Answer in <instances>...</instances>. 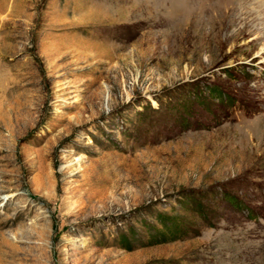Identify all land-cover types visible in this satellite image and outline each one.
Masks as SVG:
<instances>
[{
    "label": "rangeland",
    "instance_id": "rangeland-1",
    "mask_svg": "<svg viewBox=\"0 0 264 264\" xmlns=\"http://www.w3.org/2000/svg\"><path fill=\"white\" fill-rule=\"evenodd\" d=\"M262 28L264 0H0V264H264Z\"/></svg>",
    "mask_w": 264,
    "mask_h": 264
},
{
    "label": "trees",
    "instance_id": "trees-1",
    "mask_svg": "<svg viewBox=\"0 0 264 264\" xmlns=\"http://www.w3.org/2000/svg\"><path fill=\"white\" fill-rule=\"evenodd\" d=\"M154 228L158 238L151 236V244L176 240L184 236V234L190 230L191 225L189 222L187 223V220L182 216H176L170 217V223L161 219L159 227Z\"/></svg>",
    "mask_w": 264,
    "mask_h": 264
},
{
    "label": "bare ground",
    "instance_id": "bare-ground-1",
    "mask_svg": "<svg viewBox=\"0 0 264 264\" xmlns=\"http://www.w3.org/2000/svg\"><path fill=\"white\" fill-rule=\"evenodd\" d=\"M245 2V1H244ZM257 9H259L257 6H255V7H251L250 8V12H252L253 14H254V16L255 17H258V13H257ZM256 28H258V24L255 26ZM244 28V27H243ZM243 28L242 29H239L238 30V33H240V32H243L244 33V30H243ZM251 32V31H250ZM262 35H264V28H262V31H260V33L259 34H257V37H251L250 38V40L251 41H253V40H255L253 43L255 44V45H258V44H260V42H261V40H262V38H263V36ZM263 55V56H262ZM255 56H262L257 62H256V64H264V48H260L259 50H258V52L254 55V57ZM3 196H1L0 195V198H2Z\"/></svg>",
    "mask_w": 264,
    "mask_h": 264
}]
</instances>
